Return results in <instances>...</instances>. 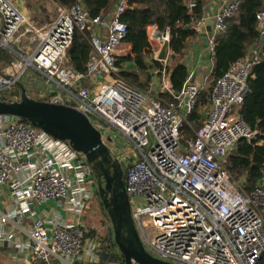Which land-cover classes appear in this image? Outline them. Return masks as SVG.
I'll use <instances>...</instances> for the list:
<instances>
[{
  "label": "built area",
  "instance_id": "2783aa9c",
  "mask_svg": "<svg viewBox=\"0 0 264 264\" xmlns=\"http://www.w3.org/2000/svg\"><path fill=\"white\" fill-rule=\"evenodd\" d=\"M240 2L229 0L215 18L209 39L212 62L215 36L225 32ZM128 8L129 0H118L110 17L93 18L80 2L59 6L57 18L37 31L40 42L31 55H20L19 63L0 72V95L22 84L29 98L47 99L86 116L109 147V129L131 141L133 155L122 161L110 148L125 166L132 218L155 257L173 264H257L264 255V169L247 193L232 179L225 161L240 141L257 137L237 111L264 58V12L256 15L259 42L223 77L214 81L210 72L197 79L194 70L176 92L168 72L169 47L156 70L159 88L147 93L125 81L118 65L128 35L122 21ZM204 23L196 22L195 30L200 32ZM25 26L32 27L14 0H0V46L14 54L12 43ZM75 31L90 33L93 53L86 74L66 65ZM146 33L153 61L158 56L154 46L170 44V31L152 24ZM94 81L95 88L85 86ZM211 81L202 126L185 141L184 128L191 127L199 95ZM164 94L172 101L163 99ZM95 189L91 167L69 142L19 118L0 116V249L12 261L101 264L100 245L86 237L84 215Z\"/></svg>",
  "mask_w": 264,
  "mask_h": 264
},
{
  "label": "trees",
  "instance_id": "16d2710c",
  "mask_svg": "<svg viewBox=\"0 0 264 264\" xmlns=\"http://www.w3.org/2000/svg\"><path fill=\"white\" fill-rule=\"evenodd\" d=\"M53 1L63 7H70L80 2L94 18L106 16L116 0ZM190 3L195 4L193 9L189 7ZM205 5V0H129V8L122 17V21L128 27V35L124 44L131 47L132 53L129 56L118 58V65L122 69L121 77L144 92L154 93L152 91L153 78L159 75L150 62L152 51L146 30L155 24L162 31L167 29L170 31L169 47L176 56V60L168 67V72L173 89L180 92L189 75L183 62L186 50L190 42L198 36V32L193 26L196 22L203 20ZM259 12H264V0H241L235 15L226 21L225 32L215 36L216 49L211 73L212 80L215 81L223 77L232 64L245 57L259 42L256 20V15ZM188 26H192V28L186 29ZM92 52L90 33L75 31L72 44L67 52L71 67L76 72L86 74ZM14 61L12 53L0 46V66H10ZM130 63L134 64V69L123 70V66ZM3 70L0 67V72ZM254 75V79L249 83V93L237 112L247 126L257 132V137L252 142L240 141L225 161V167L232 179L240 183L247 193L253 191L264 169V142L261 143L264 140V58L255 67ZM213 88L214 82L211 81L208 88L200 93L196 110L189 119L191 127L185 126L184 128L185 141L193 139L195 132L200 130L202 126L201 110L209 104ZM19 94L18 89L3 93L0 95V100L13 102ZM163 99L172 101L169 94H164ZM22 121L30 124L25 119ZM123 168L125 169V167ZM125 173L126 169L124 170V183ZM91 233L86 234V237L94 238V233ZM112 237L113 235L103 248L100 246L99 254L101 256L103 251L109 253V246L114 245ZM115 259L117 256H111L112 262H117ZM257 264H264V255Z\"/></svg>",
  "mask_w": 264,
  "mask_h": 264
},
{
  "label": "water",
  "instance_id": "95a60500",
  "mask_svg": "<svg viewBox=\"0 0 264 264\" xmlns=\"http://www.w3.org/2000/svg\"><path fill=\"white\" fill-rule=\"evenodd\" d=\"M210 25L208 22L207 29L209 37L212 38ZM190 28L192 26L186 27ZM168 49L169 44H164L158 56L152 61L156 70L162 67V61L168 56ZM169 58L172 62L176 60L173 53ZM19 88L20 101L0 100V116L25 119L33 127L41 129L51 137L69 142L75 151L84 155L94 177L98 179L99 194L112 224L114 242L121 254L122 264H173L151 255L146 250L132 218L122 164L89 119L72 107L31 99L27 96L24 85L20 84ZM156 89L157 78L154 77L152 91L155 92ZM111 141L108 139V143ZM109 194L112 195L110 198ZM123 203L128 208L125 209L129 210L125 219L120 215ZM109 256V253L102 252L103 259Z\"/></svg>",
  "mask_w": 264,
  "mask_h": 264
},
{
  "label": "rangeland",
  "instance_id": "374dc122",
  "mask_svg": "<svg viewBox=\"0 0 264 264\" xmlns=\"http://www.w3.org/2000/svg\"><path fill=\"white\" fill-rule=\"evenodd\" d=\"M26 2L28 5L27 9L29 11L30 17L29 23L32 27L25 26L24 28H22L12 43L19 50V52L22 54L21 56L23 57H29L38 46L41 35L39 32L37 33V31L43 28L44 25L42 23L53 22L57 18L59 12V7L55 4H51L50 0H27ZM123 45L120 50L124 48ZM12 56L15 59L14 63L20 62L19 57L13 54ZM0 67L1 70L6 68L5 65H1ZM31 74V71L27 73V75ZM108 136L113 142H117L120 145L119 150L115 149V147L113 148L112 145H110V147L113 148V151L118 154L120 158L122 157L121 155H119L120 149L122 150L123 156L128 155L131 157L133 155L132 150L134 148V145L117 130L109 129ZM108 136L106 137L107 139ZM125 146H128L127 150H125ZM7 193H9V191H7ZM84 215L86 230H88V233L90 234H92L91 232L94 233V239H96V241L102 248L106 245L111 235H113L112 238L114 239L113 228L109 216L105 211L100 199L96 195H93V198L89 203L88 209L85 211ZM144 224L146 226L148 236L152 238V229L147 225V221L145 219ZM137 229L139 228L137 227ZM144 245L151 255H156V253L149 247V245L145 241ZM110 252L111 251H109V258H111V256H117L118 261L112 262L110 259L109 264H122V257L119 250H117L115 253ZM0 264L17 263L12 261V259H10L9 256L5 254V252L0 251Z\"/></svg>",
  "mask_w": 264,
  "mask_h": 264
},
{
  "label": "crops",
  "instance_id": "0c3cea01",
  "mask_svg": "<svg viewBox=\"0 0 264 264\" xmlns=\"http://www.w3.org/2000/svg\"><path fill=\"white\" fill-rule=\"evenodd\" d=\"M26 1L27 0H14V3L18 6V8L20 9V11H22L28 17V20L30 21L29 11L27 9L28 5H27V2ZM228 1L229 0H205L206 5H205V12H204V17H203V19L205 21L204 26L202 27L201 31L198 32V36L194 40H192L190 42V44H189V46H188V48L186 50L185 59L183 61L184 64H185V66L187 67L189 73L191 71H194V70L196 71L197 79H199V78L201 79V77L203 75H205L207 73H210L213 70L214 62L211 61V55H210V52H209V39H210V37H209V31L207 29L208 22H210V24H211L210 25L211 26V30H212L211 32H212V35H213V33H214V21H215V18L217 16V14L219 13V11L221 10V8ZM50 2H51V4L57 5L53 0H50ZM116 4H117V0L111 5V7H110V9H109V11L107 13V16L110 17L114 13V9H115ZM57 6L59 7V5H57ZM51 23L52 22L42 23L44 25L43 28L45 26L50 25ZM147 38H148V36H147ZM148 42H149V39H148ZM12 47H13L12 49L14 51V55H16L17 57H19L20 55H22L19 52V50L13 44H12ZM123 47L124 48L119 51L120 57H125V56L131 55V53H132L131 47L128 46V45H126V44H124ZM154 47H156L158 49V50L156 49L158 51L157 52V55H158L162 47H158V46H154ZM152 56H153V54H152ZM150 62L152 63V60H150ZM172 63L173 62L170 60V66H171ZM12 65L13 64H11L10 66L6 67L3 71L8 70L9 68H11ZM66 65L69 66V67H71L70 60L68 59V57H67V63H66ZM87 66H88V64H87ZM124 69L125 70H132V69H134V64H131V63L130 64H126V65L123 66V70ZM96 82L97 81L92 82L93 83V86H92L91 83L86 82L85 83V86H89L90 88L93 89V88H95ZM158 85L159 84H157V88H159ZM152 86H153V84H152ZM19 91H20V89H19ZM156 91H157V89H156ZM19 95H21V91H20V94ZM111 143H112L111 145H112L113 148L115 147L117 150H119L120 145L117 142L111 141ZM119 155L122 156L120 158L121 161L126 157V156H123L122 155V150L121 149H120ZM123 165H122V167H123ZM5 196H7V195L5 194ZM0 251L1 252H5V254L8 255V253L5 250H1L0 249ZM110 259L111 258H109V259H102L101 264H106V263L109 264Z\"/></svg>",
  "mask_w": 264,
  "mask_h": 264
},
{
  "label": "flooded vegetation",
  "instance_id": "af4514ba",
  "mask_svg": "<svg viewBox=\"0 0 264 264\" xmlns=\"http://www.w3.org/2000/svg\"><path fill=\"white\" fill-rule=\"evenodd\" d=\"M123 168V167H122ZM123 172H124V168H123ZM95 178V177H94ZM95 182H96V189H95V192H94V196L96 195L99 199H100V201H101V203L103 204V202H102V200H101V197H100V194H99V189H98V179H96L95 178ZM103 184H104V182H103ZM112 195L111 194H109V197L108 198H110ZM124 204V203H123ZM104 206V205H103ZM122 207L124 208H121V213H120V215H121V217L122 218H124L125 219V217H127V215H128V213H129V210H127L128 208L126 207V205L124 204V205H122ZM125 208H127V209H125ZM132 212V211H131ZM110 247V249L111 250H109V251H111L112 253H115L117 250H118V247L115 245V243H114V245H112V246H109ZM110 252V253H111Z\"/></svg>",
  "mask_w": 264,
  "mask_h": 264
}]
</instances>
